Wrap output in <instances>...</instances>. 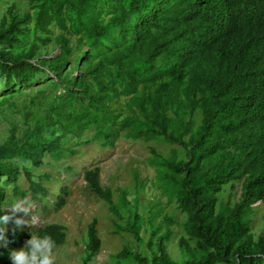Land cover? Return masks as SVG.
Masks as SVG:
<instances>
[{
	"label": "trees",
	"instance_id": "16d2710c",
	"mask_svg": "<svg viewBox=\"0 0 264 264\" xmlns=\"http://www.w3.org/2000/svg\"><path fill=\"white\" fill-rule=\"evenodd\" d=\"M30 4L32 14L12 4L0 17V106L13 105L14 95L25 97L20 121L9 122L0 142V215L10 204L8 188L13 197L28 194L46 212L50 178L34 179L31 172L44 156L57 161L91 141L101 148L119 138L154 141L167 153L149 147L145 164L165 201H147L144 217L136 212L141 181L132 202L120 190L113 205L99 169L82 171L93 197L116 216L127 212L124 226L115 227L141 248L123 243L114 264H264V0ZM39 78L47 85L23 94ZM132 172L134 186L139 178ZM67 194L58 187L51 207L61 208ZM166 205L183 216L178 259L164 244L176 223ZM143 218L151 228L144 227L146 242ZM255 223L260 229L254 235ZM32 233L49 234L57 246L65 242L57 223L6 229L9 244L0 247V264H11L8 251L22 248ZM99 248L92 220L81 264Z\"/></svg>",
	"mask_w": 264,
	"mask_h": 264
},
{
	"label": "rangeland",
	"instance_id": "374dc122",
	"mask_svg": "<svg viewBox=\"0 0 264 264\" xmlns=\"http://www.w3.org/2000/svg\"><path fill=\"white\" fill-rule=\"evenodd\" d=\"M12 4L16 6L19 12H27L29 14L33 12L30 0H0V17L5 9ZM47 83L46 79L39 78L23 94H30L37 89H42ZM24 98L14 95L10 100L13 102V105L0 106V142L6 135L9 122L20 121L19 113L23 106L22 101H25ZM149 147H153L162 154H166L168 150L167 146L156 144L154 141L141 142L119 138L111 148H101L95 141L70 147L75 150V153H65L63 158L57 161H52L48 156H44L40 166L33 168L31 172L34 179L37 175H43L44 173L50 178L49 182L44 183L49 189L46 212L42 214L39 211L38 202L30 200L28 194L23 198L19 196L13 197L11 196L10 188H8L7 195L10 198V204L4 206L3 210L10 207L13 201L26 198L31 205V212L29 216L24 217L28 223L16 227L13 223L9 222L7 225H4L5 229L30 230L31 228L41 227L46 223L60 224L65 228V242L54 249L56 264H81L86 226L94 220L97 235L100 239V248L88 264H114L112 256L122 249L123 243H126L133 249L135 248V241L132 237L120 229L117 230L115 227L116 225L124 226L127 212L121 210L119 211V215L116 216L108 210L102 201L93 197L84 188L82 171L92 167L99 169V183L112 191L113 205L117 204L120 190H124L126 199L132 202L133 196L138 194L136 183L141 181L143 183V191L139 194V209L136 212L138 215H142L141 217H144L147 214V201L157 198L165 201L164 197L159 194V190L153 184V171L145 164L146 159L149 157ZM132 171L139 178V180H136L134 186L131 177ZM18 185L20 190L24 191L26 189L24 178H19ZM58 187H66L68 194L65 197V204L59 209H53L50 202ZM236 196L237 192L233 194L231 201ZM220 197L225 199L226 193H223ZM151 206L154 207L152 211L156 213L157 206L154 203H151ZM124 209L127 210L126 208ZM165 209L175 218L176 223L170 226L171 237L164 244H166L168 255L172 259H178L181 256L176 242L183 235L180 225L181 221H183V216L173 209V205H166ZM129 211L132 212L131 209ZM4 212L5 215L10 214L7 210ZM253 213L262 215L263 212L259 209H254ZM258 217L259 215H256L255 222H257ZM160 218L161 215H157L156 221ZM147 220L143 218V229L140 232V236L144 242H146L148 230L151 229ZM259 229L260 225L255 223L253 227L254 235ZM114 231L118 232L115 233ZM141 247L143 248V245ZM135 249L140 250L141 248Z\"/></svg>",
	"mask_w": 264,
	"mask_h": 264
},
{
	"label": "clouds",
	"instance_id": "9594fccd",
	"mask_svg": "<svg viewBox=\"0 0 264 264\" xmlns=\"http://www.w3.org/2000/svg\"><path fill=\"white\" fill-rule=\"evenodd\" d=\"M5 210L10 214L0 215V247L7 249L9 241L5 235L6 229L3 226L9 222L13 223L16 227L28 223L24 217L29 216L31 205L24 198L13 201L10 207H7ZM56 247V242L49 234L32 233L30 238L24 242L22 248L8 251V259L11 261V264H56V257L54 255ZM0 255H3V253H0Z\"/></svg>",
	"mask_w": 264,
	"mask_h": 264
}]
</instances>
